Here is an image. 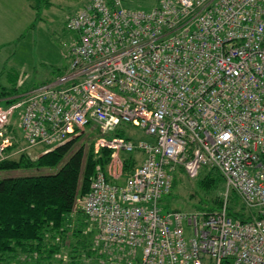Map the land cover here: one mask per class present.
Returning a JSON list of instances; mask_svg holds the SVG:
<instances>
[{
	"label": "built area",
	"instance_id": "2783aa9c",
	"mask_svg": "<svg viewBox=\"0 0 264 264\" xmlns=\"http://www.w3.org/2000/svg\"><path fill=\"white\" fill-rule=\"evenodd\" d=\"M66 27L65 72L0 105V158L98 129L95 150L111 154L77 199L93 232L85 260L264 264V0H89ZM122 150L144 155L128 173ZM204 166L225 179L220 207L163 210L178 169ZM231 192L247 218L228 213Z\"/></svg>",
	"mask_w": 264,
	"mask_h": 264
},
{
	"label": "trees",
	"instance_id": "16d2710c",
	"mask_svg": "<svg viewBox=\"0 0 264 264\" xmlns=\"http://www.w3.org/2000/svg\"><path fill=\"white\" fill-rule=\"evenodd\" d=\"M36 2L46 4L48 0ZM32 6L35 7L33 3ZM39 84L41 83L23 86L22 83L3 87L0 89V100L6 105L18 94ZM84 131L85 137L76 145ZM83 132L53 148L44 147L33 157L26 152L30 147H26L0 158V170L58 166L52 173L0 178V264H63L62 259H57V256L67 245L73 253L77 250L84 251L87 256L92 253L88 237H91V232L87 231L86 235L83 231L87 224L84 214L78 208L81 217L75 218V222L72 214L77 199L89 190L95 168H105L108 164L111 149L99 147L95 150V140L99 135L95 126L87 125ZM116 135L123 136L124 131L119 129ZM24 145L23 142H15L6 149V153ZM122 159L124 173H128L137 162L125 156ZM182 172L178 169L179 174L173 178L169 192L178 183ZM192 179L195 182L194 194L197 195V200L190 204L191 210L219 208L225 190L223 175L215 168L204 166ZM172 209L182 210L178 207ZM228 213L234 218H247L240 205L234 208L229 203ZM72 263H75V259Z\"/></svg>",
	"mask_w": 264,
	"mask_h": 264
},
{
	"label": "rangeland",
	"instance_id": "374dc122",
	"mask_svg": "<svg viewBox=\"0 0 264 264\" xmlns=\"http://www.w3.org/2000/svg\"><path fill=\"white\" fill-rule=\"evenodd\" d=\"M20 1L0 0V4L6 8L5 12L0 11V89L11 87L14 84L18 86L23 83V86H32L36 83H44L63 73L69 65V53L76 37L75 32L66 27V20L89 0H49L46 4L32 0L30 2L35 5L36 18L32 20L33 24L29 27L24 23L26 16L20 15L18 12ZM121 1L127 8L142 10L150 9L158 2V0ZM0 105H5V102L0 100ZM125 129L133 139L148 137L141 129L130 124H126ZM85 134L86 131L78 138L76 145L83 139V136L85 137ZM43 148V145H36L27 148L26 152L33 157L38 155ZM120 155L135 159L137 163H140L144 158L142 152L135 150H122ZM57 169L58 166L40 169H4L0 170V178L52 173ZM176 174L179 173H175L174 177ZM177 182L171 192L162 195L160 204L163 210L174 207L191 210L190 204L196 202L194 180L182 172ZM229 203L234 208L239 207L240 203L236 194H230ZM78 208L79 203L72 214L74 222L75 218L81 217V213L77 211ZM74 222L72 221V224ZM84 232L87 235V231ZM88 232H91L92 237L93 232ZM88 237L91 240L90 235ZM83 252L77 250L73 253L70 246L67 245L61 249L57 259L61 258L63 264L92 263L94 258L85 260L86 254ZM74 259L75 263H72Z\"/></svg>",
	"mask_w": 264,
	"mask_h": 264
},
{
	"label": "crops",
	"instance_id": "0c3cea01",
	"mask_svg": "<svg viewBox=\"0 0 264 264\" xmlns=\"http://www.w3.org/2000/svg\"><path fill=\"white\" fill-rule=\"evenodd\" d=\"M18 7H19L18 8L19 14L26 16V20L24 21L26 26L28 27L31 26L33 24L32 20L36 18L35 7L32 6V3L30 2V0H21ZM5 10H6L5 6L0 4V11L5 12Z\"/></svg>",
	"mask_w": 264,
	"mask_h": 264
}]
</instances>
